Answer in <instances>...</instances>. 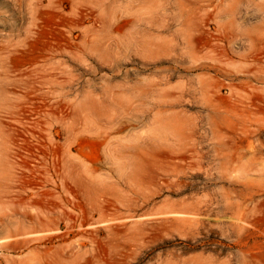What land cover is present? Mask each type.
Returning a JSON list of instances; mask_svg holds the SVG:
<instances>
[{
  "label": "rangeland",
  "instance_id": "obj_1",
  "mask_svg": "<svg viewBox=\"0 0 264 264\" xmlns=\"http://www.w3.org/2000/svg\"><path fill=\"white\" fill-rule=\"evenodd\" d=\"M231 2L0 0V264H264V51ZM22 184L54 212L15 234Z\"/></svg>",
  "mask_w": 264,
  "mask_h": 264
},
{
  "label": "bare ground",
  "instance_id": "obj_2",
  "mask_svg": "<svg viewBox=\"0 0 264 264\" xmlns=\"http://www.w3.org/2000/svg\"><path fill=\"white\" fill-rule=\"evenodd\" d=\"M241 4H246V6L248 8L254 9L253 15H254V17L257 18V21L255 22V24H252L248 21H246L245 23L238 21L237 13L239 12V9L241 8ZM223 24L232 29V33H231V35H229V38H232V39H235L238 37L245 38L249 41V43H250L249 45H250L252 50H256L259 53L264 51V0H232L229 8L227 9V16H226ZM9 52L11 53V52H13V50H10ZM0 68H1L0 76H3L0 79V108L4 109V108H7L8 105H10V107L13 106L11 101L13 99L17 98V96H12V94L14 93L13 86L20 84L21 80L18 78H11L9 76V75H11L10 74L11 70H10L9 65L7 64V57H5L1 60ZM43 82L52 84V83H56L57 81L54 79H51V78L50 79L45 78L43 80ZM67 82H70V81H67ZM61 86L64 87L65 83H62ZM146 88H147V86H146ZM149 88H150V86H149ZM151 88H152V86H151ZM144 89H145V87H144ZM64 94H65V96H63V99L65 101H67L66 99H67L68 91H64ZM131 94L133 95L134 93L132 92ZM142 96H143V94H142ZM154 97H155V95H154ZM129 98H130V96H129ZM151 98H153V97H151ZM156 103H158V102H156ZM169 103H167V104H169ZM67 104H69L68 101H67ZM153 107H154V103H153ZM168 107H171V106L169 105ZM107 137H110V136L108 135V136H106V138ZM104 141H105V139H104ZM4 172H5V170H4ZM6 177H7V175H6ZM63 186H64V194H65V192L71 193V192H75V190H76V188L73 185L68 186L66 184ZM27 187L28 186L22 184V185H20L19 189H17V190L16 189L15 190L10 189L9 187L7 189L3 190V193H5L6 195L7 194L9 195L12 192H14V193H12L14 198L11 202V207H9V208H10L12 216L16 217L12 222L13 223L12 225L14 226L12 231H16L15 234L22 233L23 231H33V229H36V226L33 225L34 221H36V220L41 221L42 219H48L51 217V212H54V211L46 209L45 208L46 204H43L40 206L36 205L37 198H38L39 194H42V193H40V191L31 192L28 190ZM66 199H68V197L65 196L64 199H62V200H66ZM3 203H5V202H3ZM3 203L0 202V225L6 226L7 223L4 220V216L6 218V213L4 211H2V205H4ZM6 203H10V202L6 201ZM46 228H47V224H41V226L39 227V229H41V230L46 229Z\"/></svg>",
  "mask_w": 264,
  "mask_h": 264
}]
</instances>
